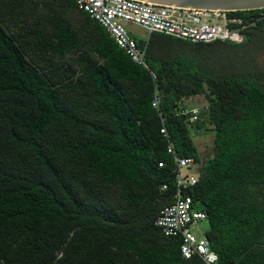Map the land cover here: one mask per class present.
Instances as JSON below:
<instances>
[{
	"label": "trees",
	"instance_id": "obj_1",
	"mask_svg": "<svg viewBox=\"0 0 264 264\" xmlns=\"http://www.w3.org/2000/svg\"><path fill=\"white\" fill-rule=\"evenodd\" d=\"M260 14L235 12L252 19L239 45L138 41L153 80L73 0H0V264H202L154 223L177 189L167 145L198 165L203 135L184 194L204 237L217 264H264Z\"/></svg>",
	"mask_w": 264,
	"mask_h": 264
},
{
	"label": "built area",
	"instance_id": "obj_2",
	"mask_svg": "<svg viewBox=\"0 0 264 264\" xmlns=\"http://www.w3.org/2000/svg\"><path fill=\"white\" fill-rule=\"evenodd\" d=\"M73 1L78 10L97 22L130 61L146 70L153 80L156 76L145 61L146 45L140 46L127 31L126 25L143 29L146 36L142 40L144 42H147L151 34L157 33L190 43L227 42L233 45L243 43L242 32L252 25L251 18L246 20L230 11L170 8L134 0ZM158 105L159 99L155 92L151 106L157 109ZM183 114L188 115L189 122L193 123L197 119L198 110H186ZM160 133L167 137L164 127ZM166 153L174 165L177 189L172 203L161 209L154 224L163 236L180 240L179 250L184 259L196 257L202 264H217L218 256L205 237L197 240L191 232L194 224L206 220V213L195 210L191 198L184 194V190L196 181V173L190 171L194 165L193 160L178 157L170 143ZM164 165V162H158L159 168Z\"/></svg>",
	"mask_w": 264,
	"mask_h": 264
},
{
	"label": "rangeland",
	"instance_id": "obj_3",
	"mask_svg": "<svg viewBox=\"0 0 264 264\" xmlns=\"http://www.w3.org/2000/svg\"><path fill=\"white\" fill-rule=\"evenodd\" d=\"M126 29L137 42L146 38L145 31L140 27L134 25H126ZM261 62L264 63V54L262 55ZM181 105L186 110L196 109L200 111L207 106V103L202 96H193L182 100ZM212 139L213 138L211 135H203L201 137L194 138V144L198 150V153L200 154L201 163H203L204 160L212 153ZM201 163H199L198 165H192V171H198ZM207 229L208 226L206 221H202L194 224L191 227V232L197 240H201L204 238V234Z\"/></svg>",
	"mask_w": 264,
	"mask_h": 264
},
{
	"label": "water",
	"instance_id": "obj_4",
	"mask_svg": "<svg viewBox=\"0 0 264 264\" xmlns=\"http://www.w3.org/2000/svg\"><path fill=\"white\" fill-rule=\"evenodd\" d=\"M170 8L242 12L263 10L264 0H134Z\"/></svg>",
	"mask_w": 264,
	"mask_h": 264
},
{
	"label": "crops",
	"instance_id": "obj_5",
	"mask_svg": "<svg viewBox=\"0 0 264 264\" xmlns=\"http://www.w3.org/2000/svg\"><path fill=\"white\" fill-rule=\"evenodd\" d=\"M190 171L193 172V173H197V171H192V169H190Z\"/></svg>",
	"mask_w": 264,
	"mask_h": 264
},
{
	"label": "flooded vegetation",
	"instance_id": "obj_6",
	"mask_svg": "<svg viewBox=\"0 0 264 264\" xmlns=\"http://www.w3.org/2000/svg\"><path fill=\"white\" fill-rule=\"evenodd\" d=\"M264 10V9H263ZM263 16V15H262ZM264 17V16H263Z\"/></svg>",
	"mask_w": 264,
	"mask_h": 264
}]
</instances>
